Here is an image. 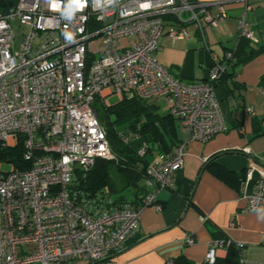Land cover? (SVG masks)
<instances>
[{
  "label": "built area",
  "instance_id": "obj_1",
  "mask_svg": "<svg viewBox=\"0 0 264 264\" xmlns=\"http://www.w3.org/2000/svg\"><path fill=\"white\" fill-rule=\"evenodd\" d=\"M244 1L239 36L257 41L248 22L252 7ZM164 15L195 23L204 36L205 25L217 27L227 13L222 0H5L0 5V141L16 146L22 137L30 163L27 169L9 163V171L0 170V264H119L116 255L139 231L143 208L162 209L157 196L175 185L185 163L184 143L152 158L144 180L148 192L139 206L115 203L108 186L91 195L75 185L97 159H115L94 105L97 98L105 105L112 96L162 98L192 140L205 142L229 130L217 92L226 66L212 53L206 81L174 77L156 58ZM167 33L173 39L188 36L181 25H170ZM94 38L102 39L97 52L89 45ZM147 150L143 144L138 153ZM242 185L244 211L264 206V161L250 159ZM186 242L195 241L188 236ZM235 243L244 249V243ZM230 244L210 243L204 263L213 264L218 249ZM240 264H246L243 254Z\"/></svg>",
  "mask_w": 264,
  "mask_h": 264
},
{
  "label": "crops",
  "instance_id": "obj_2",
  "mask_svg": "<svg viewBox=\"0 0 264 264\" xmlns=\"http://www.w3.org/2000/svg\"><path fill=\"white\" fill-rule=\"evenodd\" d=\"M222 1L227 15L217 27L206 24L204 36L195 23H180L175 16L164 15L166 29L156 58L174 77L199 83L207 80L211 54H217L226 66L217 92L229 130L201 142L192 140L179 126L185 144L184 167L177 173L175 185L158 194L162 209L154 205L143 208L139 231L116 255L119 264H169L180 256L203 264L210 243L217 240L244 243L246 264H264V206L244 211L247 198L242 193L250 159L264 161V86L260 84L264 54L255 53L236 67L227 65L225 57L230 51L243 59L264 45V0H249L248 22L258 39L253 42L239 36L245 1ZM211 11L218 13L216 7ZM170 25L185 27L188 36L173 39L167 33ZM188 236L193 244L186 242ZM226 255V248L218 249L219 258Z\"/></svg>",
  "mask_w": 264,
  "mask_h": 264
},
{
  "label": "trees",
  "instance_id": "obj_3",
  "mask_svg": "<svg viewBox=\"0 0 264 264\" xmlns=\"http://www.w3.org/2000/svg\"><path fill=\"white\" fill-rule=\"evenodd\" d=\"M255 53L264 54V45L243 59H237L234 55V59L226 60L227 65L236 67ZM233 61L236 62L233 64ZM225 74L226 71L222 77ZM260 84L264 86V76ZM94 105L101 123L106 128L107 139L115 159H97L84 176L78 174L75 185L91 195L102 193L108 186L114 195L115 203L139 206L148 192L144 180L152 158L169 154L182 143L178 121L169 108L167 112H161L160 105L154 102V99L139 95L125 96L110 105L103 104L97 98ZM143 144L148 150L146 155L140 156L138 151ZM24 153L22 137L16 146H7L0 141V170H3L4 164L9 163L19 169L29 168L30 163L25 159ZM242 254L243 250L232 242L227 247V255L223 258L217 257L213 264H240ZM172 264L195 263L180 256L174 259Z\"/></svg>",
  "mask_w": 264,
  "mask_h": 264
},
{
  "label": "rangeland",
  "instance_id": "obj_4",
  "mask_svg": "<svg viewBox=\"0 0 264 264\" xmlns=\"http://www.w3.org/2000/svg\"><path fill=\"white\" fill-rule=\"evenodd\" d=\"M89 45H90V48L92 50H94L95 52H97L98 50H100V48L102 46V39L101 38H94V39L90 40ZM97 55H99V54H97ZM117 101H118V98L116 96H112L110 98V102L112 104L117 103ZM154 102H157L160 105L161 112H167L168 111V108H169L168 102H166L162 98L159 99V100L154 99ZM9 169H10V165L4 164L3 170L4 171H9Z\"/></svg>",
  "mask_w": 264,
  "mask_h": 264
},
{
  "label": "water",
  "instance_id": "obj_5",
  "mask_svg": "<svg viewBox=\"0 0 264 264\" xmlns=\"http://www.w3.org/2000/svg\"><path fill=\"white\" fill-rule=\"evenodd\" d=\"M0 5L4 6L5 5V0H0Z\"/></svg>",
  "mask_w": 264,
  "mask_h": 264
}]
</instances>
